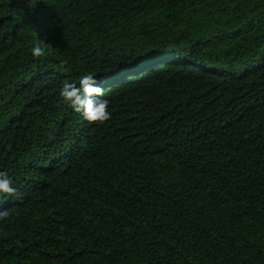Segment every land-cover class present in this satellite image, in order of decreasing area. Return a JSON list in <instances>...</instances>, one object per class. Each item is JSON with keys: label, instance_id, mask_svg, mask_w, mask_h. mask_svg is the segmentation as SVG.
Returning <instances> with one entry per match:
<instances>
[{"label": "trees", "instance_id": "16d2710c", "mask_svg": "<svg viewBox=\"0 0 264 264\" xmlns=\"http://www.w3.org/2000/svg\"><path fill=\"white\" fill-rule=\"evenodd\" d=\"M0 170V264H264V0H0Z\"/></svg>", "mask_w": 264, "mask_h": 264}, {"label": "clouds", "instance_id": "9594fccd", "mask_svg": "<svg viewBox=\"0 0 264 264\" xmlns=\"http://www.w3.org/2000/svg\"><path fill=\"white\" fill-rule=\"evenodd\" d=\"M33 57L42 55L43 49L39 43L31 49ZM60 95L73 112L80 114L86 121L104 122L110 117L109 100L105 96L99 78L93 73L79 76L78 81H64ZM13 177L6 171L0 170V203L16 193ZM6 210H0V216H7Z\"/></svg>", "mask_w": 264, "mask_h": 264}]
</instances>
